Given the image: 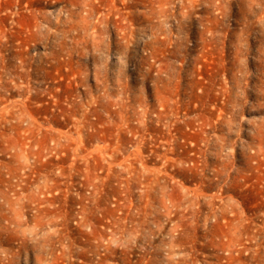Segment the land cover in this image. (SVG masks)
<instances>
[{
	"label": "rangeland",
	"instance_id": "1",
	"mask_svg": "<svg viewBox=\"0 0 264 264\" xmlns=\"http://www.w3.org/2000/svg\"><path fill=\"white\" fill-rule=\"evenodd\" d=\"M0 264H264V0H0Z\"/></svg>",
	"mask_w": 264,
	"mask_h": 264
}]
</instances>
